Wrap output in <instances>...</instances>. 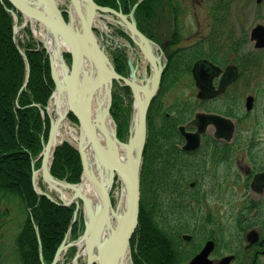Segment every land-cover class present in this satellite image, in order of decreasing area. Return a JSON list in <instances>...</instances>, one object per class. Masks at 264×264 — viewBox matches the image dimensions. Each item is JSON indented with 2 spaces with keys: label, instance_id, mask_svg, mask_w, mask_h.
Returning <instances> with one entry per match:
<instances>
[{
  "label": "trees",
  "instance_id": "1",
  "mask_svg": "<svg viewBox=\"0 0 264 264\" xmlns=\"http://www.w3.org/2000/svg\"><path fill=\"white\" fill-rule=\"evenodd\" d=\"M93 1L98 6L119 10L128 15L138 0ZM171 3L172 0H142L134 13L138 29L148 38L156 41L151 27V22L156 16V8L164 12L165 5L170 6ZM218 4H222V1H218ZM10 10H12L11 4L7 0H0V129L9 131L13 145L16 142L21 145L16 163L19 167L25 165V175H23V179L20 178L22 180L10 181L0 173V239L2 234L9 229V223L12 222L9 218L11 212L15 213L16 211L17 215L24 214L18 233L12 241V246L5 244L6 249L13 247L12 254L15 256L17 264H51L67 232L70 230L72 240L79 236L82 231V220H77L72 224L74 205H56L47 197L34 191L32 161L41 153L49 129V119L47 115L42 116L41 110L47 105L54 89V83L51 78L48 56L40 44L33 39L28 27L24 29L26 41L19 42V47L24 51L26 58L25 63L14 42L13 17ZM215 14L211 16L212 20L215 19ZM228 39L230 50L234 53H238L246 42L245 37H236L234 34L229 35ZM210 44L213 45L211 35L206 41H201L188 50L177 49L171 52L162 74L160 94L149 107L147 139L142 154L143 163L140 175L141 202L138 226L130 242L133 264H184L196 251L193 246L186 245L180 240V234L187 230L180 224L186 221L193 223V220H189L193 218L186 217L187 215L184 216L182 213L191 212L187 210V207L184 210L180 209L176 200H170L169 204L165 205L162 200L165 198L163 196L166 188L162 187L165 184V178L162 171L156 169L157 165L162 164L161 160L164 157L171 155L170 152L174 150L173 145L177 141L176 127L192 114V109H186L183 114H178L179 104L175 102L170 109V112L174 111L175 114L167 116L166 113L169 114L167 109L160 111L158 99L166 92V89L162 87L179 82L184 70H189L196 58L210 57V55H206L212 48L209 49ZM64 57L69 62V56L65 55ZM126 59V54L122 51L112 56L114 68L120 75L127 74ZM26 65L29 69V78L26 86L23 87L26 81ZM240 66L246 68L245 63ZM11 81L16 82L13 85L15 88L7 93ZM121 89L126 96L130 95L127 88ZM232 102L233 106H238V101L235 98L232 99ZM1 104L5 105L4 110H2ZM121 104L122 98L112 93L110 114L118 129H121L118 122ZM224 105V111L217 108L216 110L227 116L236 114L233 113V110L230 112L225 103ZM125 108L126 113L130 106L127 104ZM1 111H5V113L3 114ZM69 118L76 122L72 116ZM118 131L117 138L123 140L121 139L123 130ZM20 140L24 143L19 142ZM39 164L35 165L36 168L39 167ZM50 173L57 180H65L70 184L79 183L82 174L79 153L66 142L57 146L53 153ZM178 189L179 187L168 189L169 197H173ZM10 204H13V209L8 208ZM150 207L154 208L152 221L155 223L149 221V218L152 217L150 216ZM166 213L174 214V216L168 220ZM51 216H54V223L60 224L62 229L58 235L56 234L57 238L53 241V246L47 248L42 228L43 226L48 227ZM6 226L7 229L1 234V230ZM46 238L49 239L48 234ZM4 261L7 262V257Z\"/></svg>",
  "mask_w": 264,
  "mask_h": 264
},
{
  "label": "flooded vegetation",
  "instance_id": "2",
  "mask_svg": "<svg viewBox=\"0 0 264 264\" xmlns=\"http://www.w3.org/2000/svg\"><path fill=\"white\" fill-rule=\"evenodd\" d=\"M206 1H211V4H205L199 8L209 9V32L207 36L197 42L184 46H179V41H183L179 37V33L182 32L184 35L189 29L188 24L184 21V8L186 7L178 0H172L170 6L165 5L164 7L165 33L163 36H165L163 41L160 43L158 40L157 44L160 47L158 54L166 61L165 67L172 51L188 50L195 44L206 41L210 35L213 47L210 52L206 53L210 57H198L191 64L189 70H184L183 75L189 77L191 82L189 87L195 92L193 96L184 97L183 95L179 98L177 113L183 114L186 109H192V114L177 125V141L173 145L174 150L172 149L173 151L170 152L171 155L164 157L161 160L162 164L156 166V169L161 170L165 178V184L162 186L166 188L163 196L165 198L162 200L165 205H168L170 200H176L180 209L184 210L187 207V210L191 212L182 213L184 216L187 215L186 217L193 218L189 219L193 220V223L186 221L180 224L187 228L180 234V240L186 245L193 246L196 251L184 264L193 259L208 241H212L214 244L208 255L211 264H220L223 259H229L228 264H264V148H260L258 142L262 139L261 133L256 123L250 126L249 131H246L247 126L242 133L237 132L238 128L242 127V122H249V115L255 109V98L248 95L253 97L252 108L246 109L244 102V111L241 112V115L236 113L234 116H227L218 112L216 107L213 108L216 102L224 98L227 108L230 112L233 110L232 99L234 97L231 95V87L239 79L248 77L250 70L241 68L240 64H233L231 61L232 52L228 39V36L233 34L229 19L231 1ZM218 1H222V4H218ZM213 14L216 15L214 20L211 18ZM154 36L157 40L156 35ZM174 38L176 45L173 42ZM222 40L226 42L222 43ZM196 63L198 66L193 70ZM209 64H212L218 71L211 68ZM228 66L236 67L238 73L236 80L216 97L212 99L200 98L201 88L196 85L194 76L197 77L202 87H212L217 90L220 78ZM173 87L174 85H170L162 88L167 92ZM160 91L161 87L158 94ZM168 113H166L167 116L175 114L174 111ZM197 113H214L228 118L234 125L231 140L217 139L215 129L208 127L206 132L200 135L197 148L184 150L183 147L187 145L186 138L194 139L192 134L196 132V128L188 124ZM181 126L184 127L183 133L179 131ZM193 144L192 141L189 146H193ZM257 175L263 177L254 183V178ZM240 184L243 186V194L236 203L233 202L232 197L234 190ZM174 187H179V189L176 193L173 192V197H169L168 189ZM211 201L213 204L227 205L226 210L223 213L220 212V217L217 213L218 209L216 210L214 207H209V210L206 211L205 204ZM153 210L154 208L150 207V216H152L149 218L150 222H153ZM166 215L168 220L174 216L171 213H166ZM218 218L224 222H218ZM5 259L6 256L3 255V260Z\"/></svg>",
  "mask_w": 264,
  "mask_h": 264
},
{
  "label": "water",
  "instance_id": "3",
  "mask_svg": "<svg viewBox=\"0 0 264 264\" xmlns=\"http://www.w3.org/2000/svg\"><path fill=\"white\" fill-rule=\"evenodd\" d=\"M7 1L11 4L15 12L22 16V18L27 21L37 22L50 29V31L59 33L65 39L68 45L66 53L70 56V66H67L63 63L65 67L63 84L58 85L53 62L54 60L52 55L47 52L50 61L51 77L55 83L56 89L64 90L65 92V100L67 103L66 115H70L76 120L80 127L81 134H83L88 140L98 159L109 169L113 177L114 175L120 176L125 181L126 190L128 193V204L126 212L117 225L116 230L111 234L110 237H108L106 240L100 241L98 244V233L107 222L111 207L106 191H103L102 194V215L98 219H95L94 217L90 201L77 192L72 194L69 201L63 202L60 205L70 206L74 204L78 207L79 203H81L88 208L92 216L91 220L93 225L91 235L84 248L85 264H118L120 257L129 248L130 241L138 225L141 202L140 175L143 161L142 154L147 136V113L151 101L158 93L163 72V66L158 64V60L153 55L150 40L138 30L134 19L135 9L141 0H139V2L132 8L128 16H125L121 12L111 8L98 6L93 0H69L74 6L73 11L78 28L74 27L71 21V13L66 10H60L55 0H36L39 8L33 7L31 3H27L24 0ZM256 1L257 3H260L262 0ZM97 11L116 16L121 21L122 25L128 30L129 34L138 39V47L153 69L152 86L148 87L147 84L143 82V80L137 77L136 71L132 67L130 61L128 62L130 69L128 76H122L115 71L112 63L100 48L93 31L92 22ZM64 14H68L69 16L67 20L65 19ZM14 18L17 20L15 14ZM250 41L254 43L255 49H264L263 25L257 24L251 29ZM15 44L17 45L16 42ZM19 51L21 56L25 59L23 51L21 49H19ZM85 60H89L93 65L95 71V78L93 80L88 78V76L83 75ZM197 66L198 64H195L193 70H195ZM209 66L218 71V69L212 64H209ZM26 69L27 83L29 78L28 65L26 66ZM237 76V69L234 66H228L220 78L217 90H214L212 87H202L199 84L197 77L194 76V78L196 85L201 88L200 98L212 99L223 93L226 87L236 80ZM114 82H122L123 85L130 90L135 107H137L138 111L137 122L126 146V160L124 162L120 161L114 153L106 149L100 143L90 116L91 101L94 93L103 84H108L110 90L108 92L105 115L110 117L112 101L111 89ZM26 83L23 87L26 86ZM140 92H142L144 95L143 99H141L139 96ZM252 104L253 97L248 96L245 100L246 109L250 110L252 108ZM59 125V119H57L55 122L51 121L47 142L40 154V168L37 170L32 169L34 191L39 195L47 197L55 204L58 203L55 202L50 194L36 190L34 177L40 172L43 176H47L55 180L57 183H61L60 181L54 179L50 174V160L52 159L54 149L56 148V145L52 148L51 136L55 134ZM188 125L195 127L196 132L192 134V138H194L193 140L186 138L187 145L183 147L184 150L197 148L200 141V135L205 133L208 127H213L215 129V137L217 139H224L225 141H230L234 133L233 123L228 118L217 114L197 113ZM179 131L183 133L184 127H179ZM192 141L194 143L193 146H189V143ZM134 144L139 145L138 154L135 158L132 157L131 152L132 146ZM77 151L80 154L82 162L83 176L84 157L79 149H77ZM262 177V175L255 176L254 183L259 181ZM64 185H66L68 188L75 186L67 183ZM35 230L37 232L36 228ZM85 233L86 223L82 237L68 245L64 244V240L60 248L57 250L55 258L51 264H56L57 255L61 250L66 249L67 247L76 246L78 241L85 237ZM94 244H96V251L94 249ZM213 246V242L208 241L204 245L203 249L187 264H211L210 260L208 259V255L212 251ZM228 261L229 259H223L220 264H228Z\"/></svg>",
  "mask_w": 264,
  "mask_h": 264
},
{
  "label": "rangeland",
  "instance_id": "4",
  "mask_svg": "<svg viewBox=\"0 0 264 264\" xmlns=\"http://www.w3.org/2000/svg\"><path fill=\"white\" fill-rule=\"evenodd\" d=\"M178 1L186 7L184 8L185 10L184 21L189 26V29L187 30L188 33L186 32L183 35L182 32L179 31L180 32L179 37L183 39V41L181 42L179 41V46L192 44L193 42H197L199 39H202L203 37L207 36L209 32L208 28L210 25L209 9L199 8V7L205 4H208V5L211 4V1L209 2L206 0L205 2L204 0H178ZM230 1H231V5H230L231 8H230V18L229 19L231 22L230 26H231V29L233 30V34L236 37L243 36L245 37V40H246V43L244 47L242 48V50H240L238 53L232 52L231 61L233 64L242 65L243 63H245L246 69L250 70L249 72L250 75H248V77L245 76L243 79H239L231 87V95H233V97L238 101V106L236 107L240 109L238 110L235 106L232 105L233 113H238V115H241V112L244 111V102H245L246 96L252 95L255 98V104H254L255 109L253 113L249 115V118H248L249 122L248 123L247 121L242 122V127L240 126L237 132L242 133L243 130L244 131L246 130L247 126L248 128L246 131H249V128H251L250 126H252L253 123H256L259 129V132L261 133L260 137L262 138L258 141L260 143L259 147L263 149L264 148V50H255L253 48V42L249 40V34H250L251 29L255 25L261 24L264 26V0H262L260 3H257L256 0H230ZM155 14L156 16L154 20L151 22V27H152L153 34L156 35L157 41L159 40V42L161 43V41H163V38L165 36V35L163 36V33H165V24H164L165 15H164L163 10L159 11L157 8H156ZM100 21H103L106 24L105 31L103 32L102 30H100V28L97 27L96 34L98 36V39L100 41L102 48L104 49L106 53H108V56L112 60V56L119 52V50L117 49L116 40H115L116 36H114V34L116 33L115 31L117 30L115 29L116 27L112 22L105 20V19H101V18H100ZM37 29H38V25H37ZM16 39L21 43H24L26 41L27 37L24 33V29L20 28L18 30L16 34ZM36 41L39 42L38 39H36ZM220 41H219V44H220ZM223 41L224 40H222V43ZM173 42L176 45L175 38ZM205 47L207 48V45H205ZM211 47H213V45L210 44L209 49ZM133 58H134L135 64L138 62V66L140 70V76H139L140 79H142L144 82L147 83V81H149L151 78V74L148 71V68L145 67V65H143V63L141 62V55L137 49H135V55L133 56ZM181 76L182 77L179 78L180 81L175 83L174 87L171 90L169 89L167 92L163 93L159 97L158 105L161 108L160 111H165L167 109L166 111L170 112L171 108L169 107L175 104V102H177L178 100H180L179 98L183 97V95L184 97L193 96L195 91L194 89L189 87L191 86L189 77H187V75L186 76L181 75ZM15 84L16 82L11 81V84L8 87L7 93H9L15 88V86H13ZM121 88L122 87L119 84H114L112 88V93H115L119 97L122 98V104H121L120 111H119L120 115L118 119L119 120L118 122L121 125V129L120 128L118 129L117 124L115 120L113 119V117L111 116V114H110V118L113 122V126L116 131V136H118L117 130L119 131L123 130L122 131L123 136L121 135L122 136L121 139L124 140L123 142H128L130 134H131L130 130L131 129L133 130V120L135 117L134 116L135 110L133 107V100H132L131 94L129 96H126ZM127 104L130 106V108H128L127 112L125 113V109H126L125 106ZM111 105H112V101H111ZM213 106H214L213 108L216 107L217 109L224 111L225 110L224 98L216 102ZM1 108L2 110H4L5 105L1 104ZM1 112H3V114L5 113V111H1ZM52 117H54L53 114H52ZM48 119H49V129L47 133V138H48V134L50 131V126H51L50 118ZM66 122L69 124V127L73 129L74 133L76 135H79L78 127L74 123L71 122L69 117H67ZM19 142H21L22 144L24 143L22 140H20ZM45 142L43 143V146ZM20 147L21 145H19L17 142L15 143V145L11 143V137L9 135V131L7 130L2 131L0 129V173L4 175L5 177H7L10 181L14 179L22 180L23 175H25V172H24L25 165L23 164L21 165V167H19V165L16 163V157L19 156L18 151L21 149ZM40 154L32 161L33 170L39 169V167L36 168L35 165L39 164L41 161ZM50 162L52 163V160H50ZM59 181L65 182V180H59ZM242 187H243L242 184H240L238 187H236L237 189L234 190V195L232 197L233 202L237 203L239 201L240 196L243 194ZM36 189L42 192L50 193L53 196V198H55V200L59 202L61 200V196L57 194L56 192L50 191L41 180L38 181ZM113 194L114 193L112 192L111 202L113 206H115L116 200L113 198L114 197ZM209 207H214L216 208V210L218 209L217 213H218V216L220 217L219 215L220 212L223 213L226 210L227 205H221L219 203L213 204V201H211L205 204L206 211L209 210ZM8 208L13 209V204H10ZM81 214L82 213L80 212L78 215V221L82 220L83 222V218ZM23 217H24V214L17 215L16 211L15 213L11 212L9 218L12 220V222L9 223V229L4 234L2 233L7 229L8 225L4 229L1 230L2 238L0 239L1 240L0 241V264H17V260L15 256L12 254L13 247H10L11 248V251H10V248L4 250V246L5 244L7 246H12V241L15 235L18 233L19 227L23 221ZM218 219H219L218 222H224V220H221L220 218ZM83 223H82V231L80 234H82L85 228V225ZM44 227L46 229L48 228L47 232L50 231L52 233H56L57 235L60 233L62 229L60 227V224L54 223V216H51L48 227L46 226ZM53 244L54 242L52 240L49 241L48 247H52ZM77 250L78 248H74V247L72 249H69V251H67L63 257L62 256L60 257V260L57 262V264H85L84 257L78 258L77 261L75 260V255H76ZM3 251H4V254H3ZM3 255L7 257V262L3 260ZM129 256H130L131 264H133V256H132L131 247L129 248Z\"/></svg>",
  "mask_w": 264,
  "mask_h": 264
},
{
  "label": "bare ground",
  "instance_id": "5",
  "mask_svg": "<svg viewBox=\"0 0 264 264\" xmlns=\"http://www.w3.org/2000/svg\"><path fill=\"white\" fill-rule=\"evenodd\" d=\"M27 3H31V5L35 8H39L36 0H24ZM58 5L68 6V8H72L69 4L68 0H55ZM72 11V9H71ZM73 17L74 15L71 14ZM73 22V21H72ZM95 24L100 29L105 28V23L103 21H96ZM34 25V24H33ZM73 25L78 28V24L73 22ZM35 34L40 39L43 40L46 44L49 52L52 55L56 78L58 85L63 84V75L65 71V61L63 58L64 51H67L68 45L65 39L57 32H52L50 29L39 26H35ZM105 54V53H104ZM106 56V55H105ZM64 63V64H63ZM83 75L88 76L90 79L95 78V71L92 63L89 60H85ZM153 84V78L151 77L149 81H147V86L150 87ZM110 88L108 84H103L100 86L96 92L94 93L91 101V110L90 116L91 121L96 130L97 137L100 143L112 153H114L118 159L122 162L126 160V146L128 142H123L122 140H118L116 137V131L113 126V122L109 116L105 115L106 102L108 98V92ZM140 98L143 99L144 95L140 92ZM48 110L51 114L54 115L56 119L60 120V125L56 130L55 134L51 136L52 148L56 144H58L61 140H69L72 144L77 146L84 157V174L82 176L81 182L78 185H75L71 188L66 187L64 182L57 183L55 180L43 176L42 174H36L34 181L37 186L38 181L41 180L47 188L56 192L61 196L63 202L69 201L72 194L75 192L83 195L88 201H90L92 210L94 213L95 219L99 218L102 214V194L103 191H106L108 194V199L111 203V207L109 210V217L104 227L100 230L97 237V244L106 240L111 234L116 230L117 225L121 221L124 216L128 204V193L126 190V184L123 178L120 176H116L110 173L109 169L102 164V162L98 159L94 150L92 149L90 143L85 138L83 134L79 137L76 135L69 124L66 122V111H67V103L65 100V92L64 90H56L53 93L50 104L48 106ZM134 120H133V128L137 122V107L134 108ZM132 134V129L130 130ZM130 134V136H131ZM139 145L134 144L132 146L131 152L132 157L135 158L138 154ZM116 185V187H115ZM115 187V188H114ZM39 189V188H38ZM113 194V198L116 200V205L113 206L111 202V193ZM52 196V195H51ZM79 210L82 215L85 217L86 221V235L85 237L78 241L77 246L80 249H84L88 239L91 235L92 230V220L91 214L87 207L84 205H79ZM47 227V226H46ZM48 229V228H47ZM47 229L43 226L42 231L44 235V239L46 240V245L48 248L49 241H55L57 238L56 233L47 232ZM48 234L49 239L47 240L46 236ZM96 244H94V249ZM85 256V254H83ZM118 264H131L129 249H127L123 255L120 257Z\"/></svg>",
  "mask_w": 264,
  "mask_h": 264
}]
</instances>
